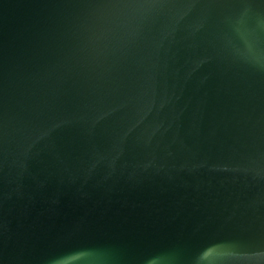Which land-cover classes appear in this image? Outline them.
I'll return each instance as SVG.
<instances>
[{
	"label": "water",
	"instance_id": "obj_1",
	"mask_svg": "<svg viewBox=\"0 0 264 264\" xmlns=\"http://www.w3.org/2000/svg\"><path fill=\"white\" fill-rule=\"evenodd\" d=\"M0 264H264V0H0Z\"/></svg>",
	"mask_w": 264,
	"mask_h": 264
}]
</instances>
